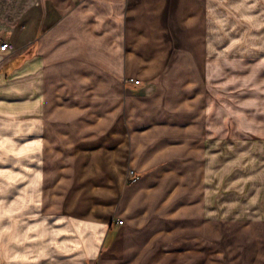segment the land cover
Masks as SVG:
<instances>
[{
	"label": "crops",
	"instance_id": "obj_1",
	"mask_svg": "<svg viewBox=\"0 0 264 264\" xmlns=\"http://www.w3.org/2000/svg\"><path fill=\"white\" fill-rule=\"evenodd\" d=\"M53 6L18 52L0 49V264H225L204 232L220 228L202 188L205 73L253 64V20L264 63V0ZM249 239L259 252L229 248L231 264H264Z\"/></svg>",
	"mask_w": 264,
	"mask_h": 264
},
{
	"label": "rangeland",
	"instance_id": "obj_2",
	"mask_svg": "<svg viewBox=\"0 0 264 264\" xmlns=\"http://www.w3.org/2000/svg\"><path fill=\"white\" fill-rule=\"evenodd\" d=\"M53 4L54 0H0V44L9 42L10 52H18L21 43L51 25ZM258 31L259 21L253 20L246 41L240 44L252 47L253 64H208L205 70L202 188L206 220L218 219L220 228L204 232L219 235L225 264L232 263L229 248H235L239 259L251 248L259 252V243L249 237L262 238L264 246V63L258 60L261 52L257 50L263 48ZM19 59L14 57V64L7 66ZM247 221L260 224L241 229Z\"/></svg>",
	"mask_w": 264,
	"mask_h": 264
},
{
	"label": "built area",
	"instance_id": "obj_3",
	"mask_svg": "<svg viewBox=\"0 0 264 264\" xmlns=\"http://www.w3.org/2000/svg\"><path fill=\"white\" fill-rule=\"evenodd\" d=\"M12 48V44L11 43H9V42H6V41H4V42H2L1 44H0V49L1 50H10ZM128 79V81H130V82H137V80L136 79H134L133 77H129V78H127ZM138 174L134 171V169H132V168H128L127 169V171H126V177H125V181H126V183L127 184H130V183H133V182H135L137 179H138ZM122 222V220H120V219H118L117 220V223H121Z\"/></svg>",
	"mask_w": 264,
	"mask_h": 264
},
{
	"label": "bare ground",
	"instance_id": "obj_4",
	"mask_svg": "<svg viewBox=\"0 0 264 264\" xmlns=\"http://www.w3.org/2000/svg\"><path fill=\"white\" fill-rule=\"evenodd\" d=\"M18 90V89H17ZM178 149V148H177ZM235 210V209H234ZM239 212V211H238Z\"/></svg>",
	"mask_w": 264,
	"mask_h": 264
}]
</instances>
